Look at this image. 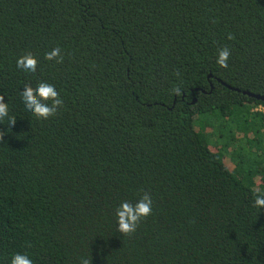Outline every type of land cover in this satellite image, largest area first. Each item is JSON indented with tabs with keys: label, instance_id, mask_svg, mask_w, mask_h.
Here are the masks:
<instances>
[{
	"label": "trees",
	"instance_id": "1",
	"mask_svg": "<svg viewBox=\"0 0 264 264\" xmlns=\"http://www.w3.org/2000/svg\"><path fill=\"white\" fill-rule=\"evenodd\" d=\"M41 81L64 101L47 121L20 102ZM244 92L264 97V0H0L17 119L0 124V264H264V102ZM145 194L123 237L114 209Z\"/></svg>",
	"mask_w": 264,
	"mask_h": 264
},
{
	"label": "clouds",
	"instance_id": "2",
	"mask_svg": "<svg viewBox=\"0 0 264 264\" xmlns=\"http://www.w3.org/2000/svg\"><path fill=\"white\" fill-rule=\"evenodd\" d=\"M229 39L232 37L229 35ZM231 58V51L225 47L218 50L216 65L222 69H228ZM44 59L56 63H62L64 57L61 55L60 48H54L45 53ZM17 69L29 76H34L38 70V61L31 53L18 57L16 60ZM20 91V102L23 111L37 120L47 121L54 118L59 110L64 106L63 98L56 89L55 85L41 81L35 87L25 86ZM176 96L182 95L180 87L170 89ZM16 117L10 111V101L0 95V124L7 121L11 128L16 123ZM253 207L259 211L264 210V190L253 192ZM153 200L150 195L145 194L135 202L122 201L115 209L114 216L116 221V231L122 236L134 234L141 222L152 215ZM10 264H34V260L27 252H16L10 257ZM80 264H91L87 257L80 259Z\"/></svg>",
	"mask_w": 264,
	"mask_h": 264
},
{
	"label": "water",
	"instance_id": "3",
	"mask_svg": "<svg viewBox=\"0 0 264 264\" xmlns=\"http://www.w3.org/2000/svg\"><path fill=\"white\" fill-rule=\"evenodd\" d=\"M223 85H225V84H223ZM226 87H228V88H230L232 90H235V89H233V88H231L229 86H226ZM243 94L246 95V96H248V97H250V98H254V99L258 100V101H263L264 102V97L263 96L254 95V94L249 93V92H244Z\"/></svg>",
	"mask_w": 264,
	"mask_h": 264
},
{
	"label": "rangeland",
	"instance_id": "4",
	"mask_svg": "<svg viewBox=\"0 0 264 264\" xmlns=\"http://www.w3.org/2000/svg\"><path fill=\"white\" fill-rule=\"evenodd\" d=\"M259 110H261L262 112H264V108L260 107Z\"/></svg>",
	"mask_w": 264,
	"mask_h": 264
}]
</instances>
